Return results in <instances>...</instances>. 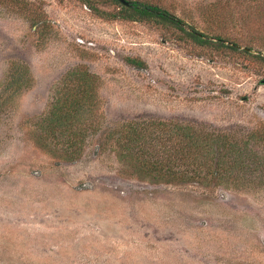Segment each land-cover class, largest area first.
<instances>
[{
	"label": "rangeland",
	"instance_id": "rangeland-1",
	"mask_svg": "<svg viewBox=\"0 0 264 264\" xmlns=\"http://www.w3.org/2000/svg\"><path fill=\"white\" fill-rule=\"evenodd\" d=\"M28 1L47 31L0 6V92L12 70L28 73L0 110V264H264L263 168L222 186L167 184L128 174L103 131L69 161L38 126L64 76L83 65L100 79L104 130L150 116L248 134L264 125V61L102 17L117 12L112 0ZM148 1L264 57L257 0Z\"/></svg>",
	"mask_w": 264,
	"mask_h": 264
},
{
	"label": "trees",
	"instance_id": "trees-1",
	"mask_svg": "<svg viewBox=\"0 0 264 264\" xmlns=\"http://www.w3.org/2000/svg\"><path fill=\"white\" fill-rule=\"evenodd\" d=\"M84 1L92 7L88 0ZM112 1L117 5V12H100L102 17L155 24L168 32L177 31L181 41L191 42L197 47L229 49L264 61L260 54L239 50L221 38L214 41L185 26L177 16L148 0H126L128 6L118 0ZM249 2L248 8H253ZM0 6L11 8L39 29L47 31L49 28L47 17L38 11V5L33 2L0 0ZM255 11L259 14L258 20L263 22L264 0H257ZM164 38L166 41L170 39L168 35ZM260 42L264 46V39ZM127 62L137 69L146 66L137 58H129ZM17 70L19 68L12 70L8 88L0 92V110L25 86L28 73L20 72L17 75ZM99 80L86 66L70 70L64 76L60 93L54 98L52 106L39 119L41 142H53L65 147L66 160L79 159L87 138L103 131V143L114 144L121 161L130 167L128 174L157 182H206L222 186L225 182L243 180V174L253 166L264 169V125L248 134H240L237 130H219L206 124L149 116L131 119L104 130L98 94Z\"/></svg>",
	"mask_w": 264,
	"mask_h": 264
},
{
	"label": "water",
	"instance_id": "water-1",
	"mask_svg": "<svg viewBox=\"0 0 264 264\" xmlns=\"http://www.w3.org/2000/svg\"><path fill=\"white\" fill-rule=\"evenodd\" d=\"M118 1H120L122 4H124V5H126V6L129 5V3H128L126 0H118ZM260 83H261L262 85H264V80H262Z\"/></svg>",
	"mask_w": 264,
	"mask_h": 264
}]
</instances>
